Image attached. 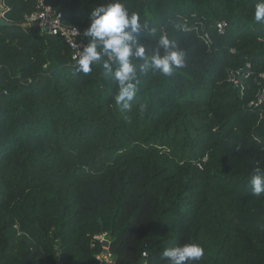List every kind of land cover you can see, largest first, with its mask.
I'll return each instance as SVG.
<instances>
[{
	"label": "trees",
	"instance_id": "obj_1",
	"mask_svg": "<svg viewBox=\"0 0 264 264\" xmlns=\"http://www.w3.org/2000/svg\"><path fill=\"white\" fill-rule=\"evenodd\" d=\"M45 2L83 32L107 0ZM122 2L157 28L139 34L149 52L163 32L187 61L172 77L140 75L128 113L102 61L79 72L63 39L27 23L38 0H5L0 264H166L163 250L185 243L204 247L196 264H264V194L250 188L264 169L257 0Z\"/></svg>",
	"mask_w": 264,
	"mask_h": 264
},
{
	"label": "clouds",
	"instance_id": "obj_2",
	"mask_svg": "<svg viewBox=\"0 0 264 264\" xmlns=\"http://www.w3.org/2000/svg\"><path fill=\"white\" fill-rule=\"evenodd\" d=\"M254 19L257 23H264V0H257ZM88 20L89 24L83 31L88 42L78 55L77 70L87 75L92 65L102 61L105 75L117 84L113 99L121 113L132 111V101L139 90L140 75L152 72L172 77L177 70L186 66V53L166 33L161 32L156 48L148 51L139 34L147 31L155 35L157 28L142 21L139 13H130L122 0H107L106 3L92 7ZM146 110V105H140L141 117ZM125 120L131 123L127 115ZM250 188L253 196L264 194V169L255 168ZM204 257L205 249L198 243L167 247L161 255L166 264H196Z\"/></svg>",
	"mask_w": 264,
	"mask_h": 264
},
{
	"label": "built area",
	"instance_id": "obj_3",
	"mask_svg": "<svg viewBox=\"0 0 264 264\" xmlns=\"http://www.w3.org/2000/svg\"><path fill=\"white\" fill-rule=\"evenodd\" d=\"M3 5L5 6V10L2 12V16L5 17V0H3ZM26 21L30 25L39 26L44 32H47L52 36L63 39L68 44L72 52L71 64L77 65L78 55L88 40L83 36V32L78 26H71L64 23L63 13L61 11L55 9L52 5L45 2V0H38L37 8L27 15ZM227 26L228 22L226 20H221L217 23V29L219 32H223ZM203 38L206 42L210 41L208 34H205ZM262 97H264V94ZM206 159L207 157L203 158V161ZM198 165L202 167V164L199 163ZM98 237L101 238L102 241L106 240L105 234ZM97 258L100 262L109 260L110 253L108 251H104L97 255Z\"/></svg>",
	"mask_w": 264,
	"mask_h": 264
},
{
	"label": "water",
	"instance_id": "obj_4",
	"mask_svg": "<svg viewBox=\"0 0 264 264\" xmlns=\"http://www.w3.org/2000/svg\"><path fill=\"white\" fill-rule=\"evenodd\" d=\"M5 10V6L3 5V0H0V24H8V22L6 21L5 17L2 16V12ZM250 69V65H246L244 68H242L239 73V79H242L248 72ZM104 247L105 248H109L110 246V241L109 240H104L103 241Z\"/></svg>",
	"mask_w": 264,
	"mask_h": 264
}]
</instances>
